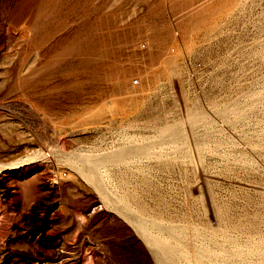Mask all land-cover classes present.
Returning a JSON list of instances; mask_svg holds the SVG:
<instances>
[{
	"label": "rangeland",
	"instance_id": "1",
	"mask_svg": "<svg viewBox=\"0 0 264 264\" xmlns=\"http://www.w3.org/2000/svg\"><path fill=\"white\" fill-rule=\"evenodd\" d=\"M261 26L243 0H0V264H150L209 225H260L264 264Z\"/></svg>",
	"mask_w": 264,
	"mask_h": 264
},
{
	"label": "built area",
	"instance_id": "2",
	"mask_svg": "<svg viewBox=\"0 0 264 264\" xmlns=\"http://www.w3.org/2000/svg\"><path fill=\"white\" fill-rule=\"evenodd\" d=\"M243 2L253 8L254 17L261 23L262 30L264 0ZM200 66L197 63L194 68L199 69ZM137 83L136 78L131 80V84ZM64 174L60 173L61 176ZM208 229L209 237L204 244H197L194 239L160 241L161 246L149 254L150 264H258L256 262L262 259L260 225H209Z\"/></svg>",
	"mask_w": 264,
	"mask_h": 264
},
{
	"label": "bare ground",
	"instance_id": "3",
	"mask_svg": "<svg viewBox=\"0 0 264 264\" xmlns=\"http://www.w3.org/2000/svg\"><path fill=\"white\" fill-rule=\"evenodd\" d=\"M172 70H173V68H172ZM173 72V71H172ZM97 161V160H96ZM99 161V160H98ZM13 167H9V169H12Z\"/></svg>",
	"mask_w": 264,
	"mask_h": 264
}]
</instances>
